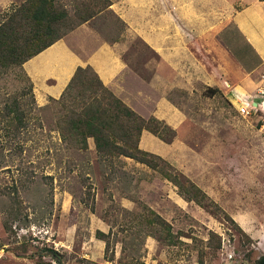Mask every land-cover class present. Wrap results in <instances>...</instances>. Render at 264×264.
Segmentation results:
<instances>
[{
	"label": "rangeland",
	"instance_id": "obj_1",
	"mask_svg": "<svg viewBox=\"0 0 264 264\" xmlns=\"http://www.w3.org/2000/svg\"><path fill=\"white\" fill-rule=\"evenodd\" d=\"M26 1L0 0V24ZM250 2L226 0L205 35L178 19L182 88L167 96L186 119L178 130L152 125L169 145L167 156L154 154L157 170L101 158L92 138L82 148L66 127L80 93L45 99L24 64L0 69V264H256L264 256V113H237L264 102V64L245 67L253 50L233 20ZM55 3L65 24L54 44L85 24L106 39L126 29L103 0ZM131 47L135 60H158L136 39ZM165 172L200 193L188 201Z\"/></svg>",
	"mask_w": 264,
	"mask_h": 264
},
{
	"label": "crops",
	"instance_id": "obj_2",
	"mask_svg": "<svg viewBox=\"0 0 264 264\" xmlns=\"http://www.w3.org/2000/svg\"><path fill=\"white\" fill-rule=\"evenodd\" d=\"M110 2L108 10L126 26L121 36L106 39L85 24L24 63L37 96L59 98L76 69L89 66L115 97L144 120L155 119L162 127L180 129L186 119L184 112L167 96L182 88L177 69L183 34L178 19L190 20L191 29L205 35L211 29V22L222 18L219 16L226 0ZM233 20L238 34L253 50L254 60L245 66L253 72L264 64V2L251 0L234 14ZM76 35L82 39L75 40ZM132 39L138 40L158 60H135L131 54ZM168 146L147 130L141 134L139 148L143 151L167 156Z\"/></svg>",
	"mask_w": 264,
	"mask_h": 264
},
{
	"label": "trees",
	"instance_id": "obj_3",
	"mask_svg": "<svg viewBox=\"0 0 264 264\" xmlns=\"http://www.w3.org/2000/svg\"><path fill=\"white\" fill-rule=\"evenodd\" d=\"M103 1L105 8H109L110 1ZM7 15L5 21L0 24V69L21 67L62 37L60 31L64 28L65 11L59 10L55 0H27L24 5ZM88 19L83 18L78 24ZM73 92L81 94V102L76 110L72 111L66 127H69L70 134L80 141L78 142L82 148H86L87 139L92 138L96 152L101 158L124 157L150 169H158L162 160L139 148L144 130L166 141L159 129L152 127L153 124L161 126L158 121H146L137 115L101 83L89 66L76 69L60 99L63 100L67 96L72 98ZM163 128L170 130L166 126ZM163 175L180 188V193L188 201L193 200L194 194L200 193L193 184H186L188 187L185 189L179 186L180 183L170 174L165 172ZM158 222L161 224L162 220L158 218ZM48 252L55 259L56 252ZM256 264H264V256L260 257Z\"/></svg>",
	"mask_w": 264,
	"mask_h": 264
},
{
	"label": "built area",
	"instance_id": "obj_4",
	"mask_svg": "<svg viewBox=\"0 0 264 264\" xmlns=\"http://www.w3.org/2000/svg\"><path fill=\"white\" fill-rule=\"evenodd\" d=\"M262 79L264 80V76ZM258 92H259V95H261L260 97L263 98L264 92L261 90H259ZM263 108H264V102L257 103V102L249 101L247 103L242 104L237 109V113L242 117L243 116L247 117L252 113L256 114L257 111H261L264 113Z\"/></svg>",
	"mask_w": 264,
	"mask_h": 264
}]
</instances>
